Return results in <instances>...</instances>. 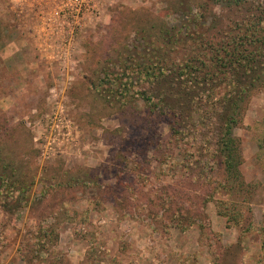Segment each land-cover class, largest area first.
Returning a JSON list of instances; mask_svg holds the SVG:
<instances>
[{
    "label": "rangeland",
    "instance_id": "1",
    "mask_svg": "<svg viewBox=\"0 0 264 264\" xmlns=\"http://www.w3.org/2000/svg\"><path fill=\"white\" fill-rule=\"evenodd\" d=\"M17 14L0 0V264H264V0H110L65 82Z\"/></svg>",
    "mask_w": 264,
    "mask_h": 264
},
{
    "label": "built area",
    "instance_id": "2",
    "mask_svg": "<svg viewBox=\"0 0 264 264\" xmlns=\"http://www.w3.org/2000/svg\"><path fill=\"white\" fill-rule=\"evenodd\" d=\"M11 8L19 10L18 17L30 21L28 32L45 38L57 51L62 59L67 61L69 53L78 49V42L85 35L101 28L105 9L110 0H3ZM27 12L24 13V10ZM64 61L62 63L65 64ZM79 61H67L64 69L67 76L62 80L72 81L70 73L75 71ZM72 74V73H71ZM73 75V74H72Z\"/></svg>",
    "mask_w": 264,
    "mask_h": 264
},
{
    "label": "trees",
    "instance_id": "3",
    "mask_svg": "<svg viewBox=\"0 0 264 264\" xmlns=\"http://www.w3.org/2000/svg\"><path fill=\"white\" fill-rule=\"evenodd\" d=\"M262 45H264V39H262V44H260L258 48H262ZM227 49H228V46L227 45L226 46H220L218 48V52L220 53L221 50H227ZM235 49H237V47ZM235 49H233V50H235ZM245 52L246 51L239 50L237 53H234V55L244 56ZM245 58H248V57L245 56ZM217 60H220V66H223V67L224 66H227V63L228 62H227V59L224 56L223 57L220 56V58L217 59ZM189 63L190 62H188L187 66L184 69L189 70V75H195L196 72H197L196 70L199 69V68L196 69L195 68L196 65L194 63H190V64ZM205 67H207L206 70L207 71H210L209 74L213 77V75L211 73L212 70L209 69L211 67H209V66H205ZM173 71L174 70L171 69L170 72L168 73V75H166L163 78L171 77V79H173L172 78L173 77V75H172ZM180 74H182V72H180ZM166 79H169V78H166ZM104 80L107 82V79H104ZM109 81L111 82V81H114V80L113 79H110ZM169 81H170V83L167 84L169 86V88H166L165 91H164V94L165 95L163 93H162L163 95L160 94L159 97H158V99H157V102L156 103H153V104L157 108H159L160 110L167 111V112H171V111L176 112V110H177L178 107H177V105L175 103V101H176L175 99L177 97H182V94H185V90L182 91V89L178 85V83H174L171 80H169ZM173 95H174L175 98H172ZM170 100H173V101H170ZM176 102L180 103L179 100H177ZM224 109H226L225 110L226 113L225 114H219L218 115L219 117H223L224 118L223 119V125L221 126V130L224 129V132L225 133L223 134L222 138L219 141V142H222L221 143L222 150H223V148L224 149L229 148L230 144L233 143V138L230 136L231 133L228 130V127H229L228 124H229L230 119L232 118V116L235 114L233 110L239 109V104H238V102L236 100L235 101L231 100L230 103H228V104L225 105ZM226 119H227V122H226ZM225 126H227L226 127L227 132L225 130ZM232 157H233V154H231V153H229L228 155L225 156V158H227L228 161Z\"/></svg>",
    "mask_w": 264,
    "mask_h": 264
}]
</instances>
